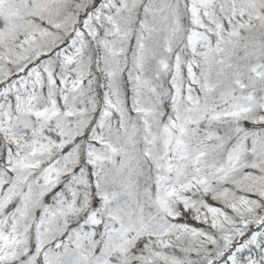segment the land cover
<instances>
[{"label":"snow or ice","instance_id":"obj_1","mask_svg":"<svg viewBox=\"0 0 264 264\" xmlns=\"http://www.w3.org/2000/svg\"><path fill=\"white\" fill-rule=\"evenodd\" d=\"M0 264H264V0H0Z\"/></svg>","mask_w":264,"mask_h":264}]
</instances>
